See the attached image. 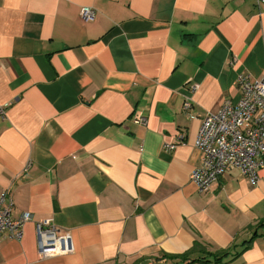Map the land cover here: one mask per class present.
Returning <instances> with one entry per match:
<instances>
[{
  "label": "crops",
  "instance_id": "0c3cea01",
  "mask_svg": "<svg viewBox=\"0 0 264 264\" xmlns=\"http://www.w3.org/2000/svg\"><path fill=\"white\" fill-rule=\"evenodd\" d=\"M262 74L255 0H0V193L31 214L0 264H264V177L190 180L201 116ZM42 219L71 252L39 255Z\"/></svg>",
  "mask_w": 264,
  "mask_h": 264
},
{
  "label": "built area",
  "instance_id": "2783aa9c",
  "mask_svg": "<svg viewBox=\"0 0 264 264\" xmlns=\"http://www.w3.org/2000/svg\"><path fill=\"white\" fill-rule=\"evenodd\" d=\"M259 7L264 0H255ZM94 10L83 7L79 17L83 22L93 20ZM239 97L236 100L225 98L218 110L206 111L201 116V124L195 145L202 152L201 164L193 169L190 180L200 193L205 192L228 170L238 169L255 183L264 175V74L259 78L239 76L237 81ZM195 87H192L194 90ZM190 101H185L183 109L188 110ZM0 115L4 110L0 107ZM134 121L144 124L145 118L139 112ZM184 134L179 132L177 142L181 143ZM175 147L174 144L167 145ZM13 201L6 191L0 193V236L10 238L23 236L26 222L31 214L24 212L12 216ZM37 248L41 257L65 254L72 251L70 235L55 226L49 219L38 220L35 224ZM165 258L151 259L147 264H164Z\"/></svg>",
  "mask_w": 264,
  "mask_h": 264
},
{
  "label": "bare ground",
  "instance_id": "6f19581e",
  "mask_svg": "<svg viewBox=\"0 0 264 264\" xmlns=\"http://www.w3.org/2000/svg\"><path fill=\"white\" fill-rule=\"evenodd\" d=\"M249 76V75H248ZM191 106V105H190ZM196 141V140H195Z\"/></svg>",
  "mask_w": 264,
  "mask_h": 264
}]
</instances>
